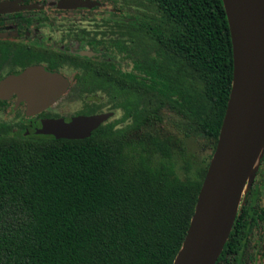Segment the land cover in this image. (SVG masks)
Segmentation results:
<instances>
[{"label": "trees", "instance_id": "trees-1", "mask_svg": "<svg viewBox=\"0 0 264 264\" xmlns=\"http://www.w3.org/2000/svg\"><path fill=\"white\" fill-rule=\"evenodd\" d=\"M119 1L110 0L111 14L143 44L113 35L122 70L114 56L99 72L149 93V104L134 131L112 116L86 138L0 137V264H173L183 245L208 168L182 178L171 139L150 134L137 151L129 136L168 109L212 143L213 156L234 80L226 8L223 0H136L141 12L125 19ZM255 169L215 264H248L264 208L245 202L264 194V150Z\"/></svg>", "mask_w": 264, "mask_h": 264}, {"label": "water", "instance_id": "water-1", "mask_svg": "<svg viewBox=\"0 0 264 264\" xmlns=\"http://www.w3.org/2000/svg\"><path fill=\"white\" fill-rule=\"evenodd\" d=\"M71 7H93L94 0H68ZM234 55V80L217 147L205 175L190 227L173 264H215L233 228L244 192L252 185L264 150V0H223ZM15 83L32 92V110L45 109L66 92L59 72L31 67ZM113 112L38 120L36 132L56 138L91 135ZM34 124V125H35Z\"/></svg>", "mask_w": 264, "mask_h": 264}, {"label": "flooded vegetation", "instance_id": "flooded-vegetation-1", "mask_svg": "<svg viewBox=\"0 0 264 264\" xmlns=\"http://www.w3.org/2000/svg\"><path fill=\"white\" fill-rule=\"evenodd\" d=\"M94 1L99 4L71 7L65 6L72 3L68 0H0V137H26L33 132L43 134L36 132L38 125L35 124L42 119L62 117L70 121L78 115L117 113V104L107 108L106 96L98 88L103 85L107 90L110 86H121L109 78V72L107 75L99 72L105 67L111 69L106 63L112 62L114 56H118L117 67L122 70L119 61L122 51L109 50L110 21L118 17L111 14L116 10L109 7L110 0ZM102 7L105 12L96 15L94 11ZM102 28L106 29L102 31ZM34 66L63 74L69 85L49 107L32 112L28 100L32 89L15 83L13 78ZM87 74L98 80L85 79ZM67 104L78 107L70 113L65 112ZM250 197L245 205L253 202L264 208L263 193L252 192ZM263 232L264 220L262 224L259 219L249 235L250 250L244 256L248 264L261 261L260 264H264Z\"/></svg>", "mask_w": 264, "mask_h": 264}, {"label": "rangeland", "instance_id": "rangeland-1", "mask_svg": "<svg viewBox=\"0 0 264 264\" xmlns=\"http://www.w3.org/2000/svg\"><path fill=\"white\" fill-rule=\"evenodd\" d=\"M119 3H122V7H124L125 11L123 15L125 19H127L126 17L128 12H132L133 15H137L141 12V10L137 8L139 4L136 0H120ZM109 7L112 8L111 3ZM139 8L141 9V7ZM105 10L106 9H103V7L98 8L94 11V13L96 15H101L105 12ZM91 18H94V16ZM103 29L106 28H102V31ZM109 30L112 37L113 35L119 34L130 40L133 38L131 37L132 35L134 36L135 43L138 45L143 44V41L140 39L141 33L138 35L137 30L134 27L128 23H122L121 17H118L115 21H110ZM145 41L146 39H144V42ZM127 61L129 62V60ZM129 66H131V64ZM85 79L98 80V77H93L91 74H87ZM101 86L102 88H98V91L105 94V101H107L106 107L109 108L117 104V113H115V115L111 118L112 121H117V127L122 128V130L134 131V128L137 127L136 123H134L135 115H142L144 113H142V111L145 106L149 104L150 94L145 93L143 90L131 87L121 89L115 86H110L107 90H105L103 85ZM108 93H110L111 96ZM106 94L110 96V100ZM63 101H65V99ZM64 107L65 112L70 113L77 109L78 105L73 107L72 104H67ZM160 113L162 115V120L153 122L151 125L147 124L145 126H141L136 130L137 132H135L132 136H129L130 149L136 147L137 151H143V146L140 145V143H142L141 141H146L150 134L156 135L162 139L169 138L174 144L173 162L179 176L183 178L187 175H193V172L196 171L197 168H209L212 159V156H210L212 153V143L204 137L194 134L188 120L182 118L180 115H177L168 109H162ZM68 116L70 117L73 115ZM260 263H263V261Z\"/></svg>", "mask_w": 264, "mask_h": 264}, {"label": "bare ground", "instance_id": "bare-ground-1", "mask_svg": "<svg viewBox=\"0 0 264 264\" xmlns=\"http://www.w3.org/2000/svg\"><path fill=\"white\" fill-rule=\"evenodd\" d=\"M261 60L262 61L264 60V46L262 47V50H261Z\"/></svg>", "mask_w": 264, "mask_h": 264}]
</instances>
